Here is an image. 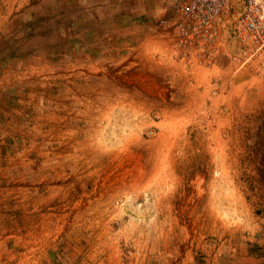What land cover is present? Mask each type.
<instances>
[{"label": "rangeland", "instance_id": "1", "mask_svg": "<svg viewBox=\"0 0 264 264\" xmlns=\"http://www.w3.org/2000/svg\"><path fill=\"white\" fill-rule=\"evenodd\" d=\"M106 1L0 0V73L55 98L0 179V264H264V68Z\"/></svg>", "mask_w": 264, "mask_h": 264}, {"label": "built area", "instance_id": "2", "mask_svg": "<svg viewBox=\"0 0 264 264\" xmlns=\"http://www.w3.org/2000/svg\"><path fill=\"white\" fill-rule=\"evenodd\" d=\"M174 12L172 38L188 53L213 60L217 54L250 70L264 68V0H166ZM233 38L236 52L226 51Z\"/></svg>", "mask_w": 264, "mask_h": 264}, {"label": "crops", "instance_id": "3", "mask_svg": "<svg viewBox=\"0 0 264 264\" xmlns=\"http://www.w3.org/2000/svg\"><path fill=\"white\" fill-rule=\"evenodd\" d=\"M106 7L113 12L118 6L127 4L131 7V0H107ZM120 3V4H119ZM131 22L125 26L130 28ZM124 28V27H123ZM124 28V29H125ZM129 30V29H128ZM131 32L127 31L126 33ZM122 36L125 37V34ZM10 71V73H8ZM6 72V74H5ZM16 74V73H15ZM11 77L10 82L6 77ZM13 76V77H12ZM17 77H14V71L11 69L2 70L0 73V179L8 172H13L15 168L26 167V162L18 159L19 151L24 149L22 139H16L17 134H24L29 128L35 129L31 124V118H35L43 123H49L53 118L49 106L55 101V98L42 90L36 91L32 85H25L26 94L23 92L15 94L14 86L17 85ZM54 107V106H52ZM42 126H46L45 124ZM41 127V126H40ZM38 127V128H40ZM21 164V165H18ZM19 221V219H17ZM22 221L25 222V219ZM29 222V221H26Z\"/></svg>", "mask_w": 264, "mask_h": 264}, {"label": "bare ground", "instance_id": "4", "mask_svg": "<svg viewBox=\"0 0 264 264\" xmlns=\"http://www.w3.org/2000/svg\"><path fill=\"white\" fill-rule=\"evenodd\" d=\"M161 230H162V229H161ZM164 233H165V232H164ZM104 242H105V241H104ZM104 242H103V243H104ZM100 244H102V243L100 242Z\"/></svg>", "mask_w": 264, "mask_h": 264}]
</instances>
